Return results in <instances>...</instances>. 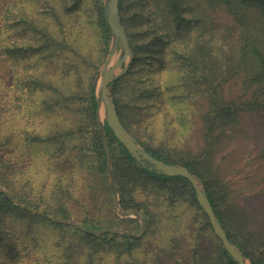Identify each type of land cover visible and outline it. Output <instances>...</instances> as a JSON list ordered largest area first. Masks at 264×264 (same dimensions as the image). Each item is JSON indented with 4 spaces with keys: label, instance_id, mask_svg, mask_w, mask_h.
<instances>
[{
    "label": "trees",
    "instance_id": "1",
    "mask_svg": "<svg viewBox=\"0 0 264 264\" xmlns=\"http://www.w3.org/2000/svg\"><path fill=\"white\" fill-rule=\"evenodd\" d=\"M2 3L0 185L88 228L139 231L113 211L96 121L95 74L111 39L103 0ZM119 10L135 52L109 86L121 121L152 155L199 176L229 239L264 264L262 169L246 183L261 186L255 206L242 204L246 187L218 158L246 132V114L264 115V0H119ZM255 128L264 141V121ZM106 129L121 207L144 211L146 233H87L0 191V264H236L190 180L142 167Z\"/></svg>",
    "mask_w": 264,
    "mask_h": 264
},
{
    "label": "water",
    "instance_id": "2",
    "mask_svg": "<svg viewBox=\"0 0 264 264\" xmlns=\"http://www.w3.org/2000/svg\"><path fill=\"white\" fill-rule=\"evenodd\" d=\"M103 8L106 20L111 29V40L107 56L103 64L100 66L95 78L94 87L97 104L96 121L106 153L108 175L113 195L114 211L120 217L139 218L141 222L140 231L135 232L124 228H88L74 218L57 217L28 207L1 185L0 191L22 208L49 218L54 222L76 226L87 233L96 235L112 233L127 237L143 236L146 233L148 226L147 218L144 212L133 208L125 209L122 208L120 204L119 189L114 174L113 159L106 129L107 123L113 130L115 136L126 146L132 157H134L142 167L159 174L169 176L180 175L188 178L196 190V196L199 204L207 213L213 229L217 236L221 239L225 249L235 260L236 264H250L249 259L243 253L241 248L229 239L226 230L222 226L221 221L214 211L213 205L209 200L202 180L195 173L191 172L185 165L169 163L152 155L121 121L109 86L111 82L122 77L128 72L134 60V52L130 38L121 20L119 0H103ZM119 44H121V51L117 54Z\"/></svg>",
    "mask_w": 264,
    "mask_h": 264
},
{
    "label": "rangeland",
    "instance_id": "3",
    "mask_svg": "<svg viewBox=\"0 0 264 264\" xmlns=\"http://www.w3.org/2000/svg\"><path fill=\"white\" fill-rule=\"evenodd\" d=\"M2 7H3V3H2V0H0V11H1ZM108 49H109V47H108ZM132 49H133V46H132ZM120 51H121V44H119V46H118L117 54ZM133 52H134V49H133ZM107 53H108V51H107ZM106 56H107V54H106ZM106 56H105V58H106ZM134 56H135V52H134ZM103 62L100 64V66L103 64ZM132 64H133V62H132ZM100 66L97 69V72L95 74V78H96V75L98 73ZM0 75L3 76L6 80L10 79V66H9L8 59L5 56H0ZM94 82H95V80H94ZM110 91H111V89H110ZM234 91L236 92V88ZM111 94H112V92H111ZM112 96H113V94H112ZM243 121H244L243 125L246 129V132L244 133V135L241 133L237 137L236 141L231 142L230 145L226 148V150L223 153L219 154L218 158L220 159L222 155L224 156V160H223L224 162L223 163H225V166H229V169L231 171L229 173L228 177L232 181L235 182V185L236 186L244 185L246 187L245 191L243 192V197L241 199V203L246 204V201L248 199L249 201L253 202L254 206H255V191H257L261 186H257L256 188H254V187L251 188V185L246 184V183L248 182L249 178H252L253 176L255 178V172H257L256 171L257 169L261 168L262 171H261L260 175L264 174V155H263V147H262L264 144V141H259L261 138L260 137L261 133H260L259 129L255 128L257 122L261 123V121H264V115L261 116V115L255 114V113L254 114H246L245 118H243ZM195 143H196V137L193 138V144H195ZM235 143H237V144H235ZM262 185L264 186V182H262ZM113 211H114V203H113ZM141 211H143V210H141ZM114 213L116 214L115 211H114ZM116 215L119 216L118 214H116ZM122 218H126V217H122ZM137 219L139 220V218H137ZM139 222H140V220H139ZM140 224H141V222H140ZM115 228H119V227H115ZM135 232H138V231H135ZM249 261H250V264H252L250 259H249Z\"/></svg>",
    "mask_w": 264,
    "mask_h": 264
}]
</instances>
